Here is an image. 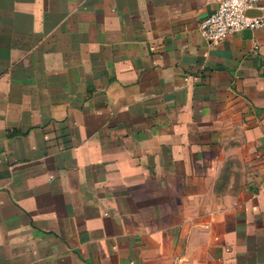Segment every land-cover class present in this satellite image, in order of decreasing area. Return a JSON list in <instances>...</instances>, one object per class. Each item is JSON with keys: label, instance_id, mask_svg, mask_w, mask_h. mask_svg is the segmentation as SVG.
<instances>
[{"label": "crops", "instance_id": "crops-1", "mask_svg": "<svg viewBox=\"0 0 264 264\" xmlns=\"http://www.w3.org/2000/svg\"><path fill=\"white\" fill-rule=\"evenodd\" d=\"M219 0H0V264H264V29Z\"/></svg>", "mask_w": 264, "mask_h": 264}, {"label": "built area", "instance_id": "built-area-1", "mask_svg": "<svg viewBox=\"0 0 264 264\" xmlns=\"http://www.w3.org/2000/svg\"><path fill=\"white\" fill-rule=\"evenodd\" d=\"M264 29V0H219L200 23L199 33L210 44L244 30Z\"/></svg>", "mask_w": 264, "mask_h": 264}]
</instances>
